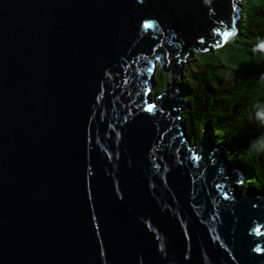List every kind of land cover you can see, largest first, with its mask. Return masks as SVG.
<instances>
[{"label":"water","instance_id":"water-1","mask_svg":"<svg viewBox=\"0 0 264 264\" xmlns=\"http://www.w3.org/2000/svg\"><path fill=\"white\" fill-rule=\"evenodd\" d=\"M241 1L0 0V264H264V190L175 90Z\"/></svg>","mask_w":264,"mask_h":264},{"label":"trees","instance_id":"trees-1","mask_svg":"<svg viewBox=\"0 0 264 264\" xmlns=\"http://www.w3.org/2000/svg\"><path fill=\"white\" fill-rule=\"evenodd\" d=\"M240 5L234 34L225 44H241L250 55L264 53V2L242 0ZM196 53L198 68L185 61L175 79V90L181 91L184 104L180 119L186 135L196 143L205 129L213 144L227 151L226 160L241 180L234 183L238 193L248 186L264 190V59L236 69L224 63L199 62ZM158 69L160 77L165 74L157 67L155 82ZM166 73L169 81L170 73Z\"/></svg>","mask_w":264,"mask_h":264},{"label":"rangeland","instance_id":"rangeland-1","mask_svg":"<svg viewBox=\"0 0 264 264\" xmlns=\"http://www.w3.org/2000/svg\"><path fill=\"white\" fill-rule=\"evenodd\" d=\"M228 41V40H227ZM226 41V42H227ZM225 42V43H226ZM221 44L213 48V50H209L206 52H197L196 57L200 60L199 62H204L206 60L214 62V63H224L227 66H231L236 69H244L251 65L253 62L258 61L259 59H264V53L258 55H250L246 53V51L242 48L240 44H232V42H228V44ZM186 62L191 63V67L193 69L198 68L194 61V52L191 51L189 55L185 59ZM161 77L159 75V69L156 72V82L155 89L153 88L151 92H160L164 89L165 83L168 82V73L164 72ZM177 87V86H176ZM240 184V182H234ZM233 184V182H231Z\"/></svg>","mask_w":264,"mask_h":264},{"label":"snow or ice","instance_id":"snow-or-ice-1","mask_svg":"<svg viewBox=\"0 0 264 264\" xmlns=\"http://www.w3.org/2000/svg\"><path fill=\"white\" fill-rule=\"evenodd\" d=\"M261 2H264V0H261ZM234 7H235V5H234ZM227 35H228V33H224V36H227ZM200 43H201V44L204 43L203 39L200 41ZM149 71H151V69H149ZM152 107H153V105H149V106H148V110H151ZM256 251H261V250H260L259 248H257Z\"/></svg>","mask_w":264,"mask_h":264}]
</instances>
